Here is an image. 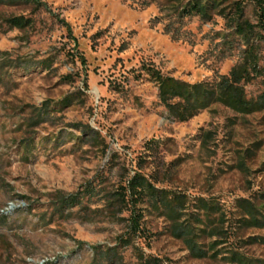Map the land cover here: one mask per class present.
I'll return each instance as SVG.
<instances>
[{
	"label": "rangeland",
	"instance_id": "obj_1",
	"mask_svg": "<svg viewBox=\"0 0 264 264\" xmlns=\"http://www.w3.org/2000/svg\"><path fill=\"white\" fill-rule=\"evenodd\" d=\"M175 13L173 0L0 5V264H140L132 247L116 256L111 250L125 230V211L114 217L101 195L87 206L59 208V197L80 192L100 172L108 190L139 171L158 188L216 199L228 212L237 199L264 193V171L257 172L264 112L241 115L216 105L177 122L142 69L193 84L227 75L240 62L238 43L223 39L231 32L224 19L180 20ZM20 16L31 25L8 29L4 20ZM246 16L253 19L250 5ZM262 56L264 65V42ZM245 92L257 97L261 79ZM96 133L106 152L89 142ZM256 142L262 145L245 157L243 173L239 158ZM146 214L156 234L149 247L136 241L146 256L215 264L191 258L163 216ZM243 250L264 259V245Z\"/></svg>",
	"mask_w": 264,
	"mask_h": 264
},
{
	"label": "trees",
	"instance_id": "obj_2",
	"mask_svg": "<svg viewBox=\"0 0 264 264\" xmlns=\"http://www.w3.org/2000/svg\"><path fill=\"white\" fill-rule=\"evenodd\" d=\"M175 3L178 19L199 17L210 21L213 13L220 16L231 30L224 34V41L238 43L241 60L227 75L213 81L188 83L170 76H164L153 66H142L148 79L158 88L161 104L177 122H187L202 111L220 105L234 113L251 115L264 112V65L261 64L262 43L264 42V0H190ZM19 4L38 6L39 0H0V5ZM252 7L253 19L246 16V8ZM8 29L24 30L31 20L11 17L4 20ZM171 33V30H167ZM232 48V47H230ZM66 79V77H65ZM261 79L262 92L249 98L245 86ZM209 133L204 137H209ZM106 152L108 146L96 133L89 139ZM253 144L240 156L237 169L248 173L245 157L251 158L261 146ZM264 171V161L257 172ZM85 182L82 190L74 195L59 197L58 205L65 207L87 206L101 195L103 208L116 217L117 213H127L125 230L118 237V244L111 249L115 256L118 248L132 247L140 264H164L162 258L146 256L136 241L143 240L149 247L156 236L147 226V212L163 216L169 222V234L179 240L193 259H207L221 264H264V259L248 256L243 249L264 245V193L253 198H239L234 210L228 212L216 199L190 198L185 193L158 188L151 176L139 171L128 179H120L117 186L108 190L103 186L104 173H98ZM87 209V208H85ZM248 230H259L263 234L247 235ZM169 261V260H168Z\"/></svg>",
	"mask_w": 264,
	"mask_h": 264
}]
</instances>
